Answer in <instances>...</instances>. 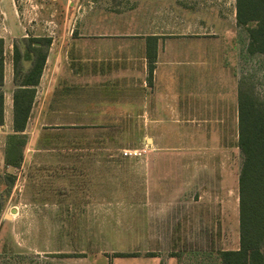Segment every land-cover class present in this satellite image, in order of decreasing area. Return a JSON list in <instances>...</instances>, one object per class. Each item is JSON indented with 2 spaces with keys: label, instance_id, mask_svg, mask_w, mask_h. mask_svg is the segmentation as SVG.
I'll return each mask as SVG.
<instances>
[{
  "label": "crops",
  "instance_id": "obj_1",
  "mask_svg": "<svg viewBox=\"0 0 264 264\" xmlns=\"http://www.w3.org/2000/svg\"><path fill=\"white\" fill-rule=\"evenodd\" d=\"M232 3L230 18L224 16L221 10V13L214 14L213 21L188 20L183 26L177 24L170 28L155 23L138 30L127 23H119L116 17L120 14L110 12L105 15L90 12L84 20L70 26L62 23L51 26V22H47V26H35L33 20L25 15L26 11L19 13L15 0H11L12 15L1 12L10 22V26L3 25V34H0L3 40L0 85L3 121L0 135H4V143L6 136L14 133L13 93L17 85L14 82L13 48L17 46L23 53L24 48L19 46L18 40H23V43L28 38L42 37L49 38L50 44L23 132L27 135V146L29 128L79 129L83 124L80 116L75 114L78 110L69 109V106H75L77 98L83 96L90 98L92 108L85 114L91 127L101 124L103 128H138L146 136H151L146 138L150 142L146 146L165 150H140L135 157H142L144 174L138 186L132 189L137 197L111 200L100 199L96 195L100 171L98 161L103 159L101 157H112L110 154L43 150L24 155L23 151L20 165L14 168L4 163L2 153L0 164L5 168L20 170L22 161H32L27 164V169H33V172L42 170L47 174L46 183H54L61 188L59 200H50V195L46 196V200H37L35 192L29 201L22 204L14 201L11 204L8 216L12 225L23 221L25 213L22 209L43 210L41 238L35 232L17 231L15 239L18 247H23L19 241L42 240L38 251L33 250L37 255L43 254L53 264H74L89 253L102 255L108 261L112 258L128 260L132 264L136 261L138 264H222V252L239 250L238 206L234 248L215 249L214 242L212 249L204 246L203 249L189 251L187 245L188 241L196 239L195 229L202 231L200 226L207 228L211 209L217 208V220L221 221L222 227L226 224L223 201L207 199L205 193L210 190L211 171L215 169L211 162L227 160L221 158L224 156L218 134L223 132L226 137H231L235 132L238 137L237 78L231 73L233 68L238 67L242 48L236 42H226V38L233 37L229 34H236L238 29L233 0ZM22 14L21 23L19 15ZM189 16L190 13L185 17ZM185 49L194 58L211 50H221V69L229 71V80L223 82L222 90L217 89L211 94L210 83H205L202 74L180 86L169 67L175 64L178 59L174 58H178ZM148 51L150 54L155 52L151 64L147 59ZM20 65L23 73L30 67V62L21 61ZM163 67L166 68L162 75ZM198 82L201 85L195 84ZM191 96L203 97V100L198 102L188 98ZM206 96L221 99L215 103L204 100ZM39 114H43L44 123L39 122ZM180 123L184 127H179ZM210 123L218 125L211 127ZM182 130H187L185 135L181 134ZM178 144L185 145L180 148L181 152L174 151ZM207 145L208 155L205 153ZM184 161L186 165H183ZM219 168L226 174V165ZM219 168L216 169L219 171ZM52 171L55 172L53 175ZM67 171L74 172V175H67ZM87 172L90 173L89 180H86ZM221 209L224 212H220ZM30 214L34 213H26L28 222ZM99 223L103 226L97 230ZM123 223L129 225L123 226ZM104 224L114 225L116 229ZM120 230L128 235L117 236ZM223 231L218 229L215 232L217 239ZM200 239L205 240L206 236L201 235ZM207 240L211 245L212 236H208ZM115 246L129 248L121 250ZM12 253L15 254L13 258L23 255L21 250Z\"/></svg>",
  "mask_w": 264,
  "mask_h": 264
},
{
  "label": "rangeland",
  "instance_id": "obj_2",
  "mask_svg": "<svg viewBox=\"0 0 264 264\" xmlns=\"http://www.w3.org/2000/svg\"><path fill=\"white\" fill-rule=\"evenodd\" d=\"M233 1L235 9V0ZM10 2L11 0H0V34H3L1 33V28L4 24L10 26L9 18H5L1 15V12H6V15L11 13L12 15ZM15 2L19 13L26 11L25 15L33 20L32 24L35 26H47V22H51V26L60 25L61 23L62 25L66 24L70 26L76 21L78 22L81 19L84 20L90 12H97L102 15L110 12L120 14V16L116 17L119 23H127L131 28L138 30L142 26H150L155 23L161 24L164 28H170L177 24L183 26L184 21L188 20L213 21L215 18L214 14H217L216 12L218 11V13H221V10L224 16L226 15V17L230 18L233 6L232 0H15ZM174 10L176 11L174 12ZM188 13H190L191 16L185 17ZM19 16L20 22L22 23L23 14ZM23 24L27 23L23 21ZM235 32L236 34H229V36L233 37L226 38V42L232 44L236 42L237 46L242 48V56L239 60L238 67H236V69L233 68L231 73L233 76L236 75L237 90L245 92L257 102L264 101V56L260 54L249 55L247 53L248 36L244 28L238 27ZM234 35L236 36L234 37ZM234 38L236 41H234ZM220 39L221 37H219L218 40ZM10 41L11 40L8 39L9 44ZM15 41L16 40H14V43ZM22 41L23 40H18V43L20 47L24 48V42L22 43ZM222 55L221 50L217 51L216 49L215 51L211 50L205 52L201 57L194 58L193 55L188 53V49H185L178 58H174L178 60H175V64L169 68L179 81L181 87L183 82L186 84L188 80L192 78L196 79L199 77L198 74H202L205 83H210L209 86L212 90V94L217 89L222 90L224 88L223 82L225 80L228 82L229 80V76L227 77L229 71L221 69L220 66ZM165 68L166 67H163L161 69L162 75L165 72ZM195 82H197V80H195ZM195 84H197V86L201 85L199 82ZM190 87H192V84ZM187 90L190 91L191 89ZM188 98L198 102L203 100V97L196 96ZM220 99L221 98L217 96H206L204 98L206 101L209 100L211 102L212 100V102L215 103H218ZM55 100L57 102V99ZM227 100L229 101L230 98H227ZM77 102L75 106H69V109L78 110V113L75 114L80 116L79 120L80 122L82 121L81 123L83 125L76 130H58V128H37V130H33V128H29L30 135H28V146L26 145L24 149V155L38 151L43 152V150L61 153L97 152L102 155L110 154L112 157H101L103 159L98 161L100 171L98 173L99 186L96 190L98 194L96 195L100 199L105 197L107 200L121 199L122 197L133 195H136V198L138 194L134 193L136 191H132V189L138 186L140 177L144 174L142 168L144 162L141 161L142 157H124L122 155V150L135 149L144 151L145 148L147 152H161L165 150L156 148L150 149L149 146H146V144H150V142L146 141V138H151V136L150 134L146 136L143 130H139L138 128H103L100 126L101 124L99 127H91L89 125V117L85 114L86 111L92 108L90 105V98L82 96L77 98ZM99 107L101 108V106ZM75 114H68L67 116H74ZM35 115L38 114L36 113ZM39 115L41 116L39 122L44 123L43 114ZM181 124L182 123L179 124V127H184V124ZM216 125L218 124H209L211 127ZM182 131L181 134L185 135L187 130ZM44 135L45 137L43 138ZM25 136L27 137V135ZM3 137L4 135H0V155L3 153L4 148ZM218 142L221 144L222 150H220L221 154L224 156L221 158L222 160L227 158V160L223 161L224 163L222 161L220 162L219 159L214 160L211 162V166H214L213 168L216 169L226 165V174L221 168H219V171L217 169L211 171V187L209 192L205 193V196L210 200L216 199L219 201L221 199L223 201V204L226 206V224L222 227L221 221L217 220V208L211 209V219L207 222V228L200 226L202 231L195 229L196 239L194 242H187L189 251L200 250L203 249L204 246H210L211 248L214 242L216 244L215 249H228L236 246V215L238 206L237 184L242 163V155L237 147V133L234 132L231 137H226V135L221 132L218 134ZM43 144L46 145L45 149ZM184 146V144H178L174 151L181 152L182 150H180V148ZM205 150L206 155H208V145L205 147ZM29 163H32V161H22L21 165L23 166L20 170L8 169L0 164V194L3 202L2 213L0 215V264H53L51 261L45 259L43 254L37 255L35 253L43 244L42 240L19 241V244L23 247H18L15 239L17 231L35 232L39 234L41 238L43 232V210L41 208L34 210L22 209L25 213L24 219L17 224L12 225L10 218H3L4 214L10 215V207L14 201H19L21 204L27 202L35 192H37V200H46V196L49 195L50 200H59L60 196L58 193H60L61 188H58L54 183H46L47 180L45 176L47 174L42 170L33 172V169H27V164ZM183 165H186V161H184ZM50 173L53 175L55 172L52 171ZM66 174L74 175V172L69 173L67 171ZM86 175H88L86 180H89L90 173L87 172ZM11 179H13V183L10 186ZM213 181L216 182L214 183ZM66 188L73 189L74 186H66ZM31 211L34 214L29 215L28 222L26 213H30ZM220 212H224V210L221 209ZM122 225L127 226L129 224L123 223ZM102 226L103 225L99 223L97 225V230H100ZM104 226L116 229L114 225L107 226L104 224ZM218 229L224 230L223 235L219 237V239H217L215 235ZM116 235L124 237L127 236L128 233L120 230ZM201 235L204 237L206 236V239H200ZM210 235L213 238L211 245L207 240ZM215 244L212 248L215 247ZM27 245H29V248ZM126 245H128V243H126ZM115 247L121 250H128L129 248L128 246ZM17 250H21L23 255L19 258H13L15 254H13L12 251ZM55 263L57 262L55 261ZM133 263L135 264V262ZM74 264H132V262L128 260L119 261L118 259L112 258L108 261L102 255L89 253L83 260L76 261ZM136 264H138L137 261Z\"/></svg>",
  "mask_w": 264,
  "mask_h": 264
},
{
  "label": "trees",
  "instance_id": "obj_3",
  "mask_svg": "<svg viewBox=\"0 0 264 264\" xmlns=\"http://www.w3.org/2000/svg\"><path fill=\"white\" fill-rule=\"evenodd\" d=\"M235 22L246 30L247 53L264 56V0H235ZM49 38H28L23 53L13 48L14 82L12 127L4 143V163L17 168L26 147L23 134L34 99L35 87L46 60ZM148 63L155 52L147 53ZM3 40L0 39V85L2 84ZM21 61L30 62L21 72ZM151 71V66L149 67ZM3 121L2 94L0 93V124ZM237 147L242 155L238 176L239 250L222 252V264H264V101H255L238 91ZM13 179L10 180V186ZM0 194V215L2 213Z\"/></svg>",
  "mask_w": 264,
  "mask_h": 264
},
{
  "label": "built area",
  "instance_id": "obj_4",
  "mask_svg": "<svg viewBox=\"0 0 264 264\" xmlns=\"http://www.w3.org/2000/svg\"><path fill=\"white\" fill-rule=\"evenodd\" d=\"M139 150H135V149H132V150H122V155L124 157H135L137 156Z\"/></svg>",
  "mask_w": 264,
  "mask_h": 264
},
{
  "label": "water",
  "instance_id": "obj_5",
  "mask_svg": "<svg viewBox=\"0 0 264 264\" xmlns=\"http://www.w3.org/2000/svg\"><path fill=\"white\" fill-rule=\"evenodd\" d=\"M4 218H9V216L7 214L4 215Z\"/></svg>",
  "mask_w": 264,
  "mask_h": 264
}]
</instances>
